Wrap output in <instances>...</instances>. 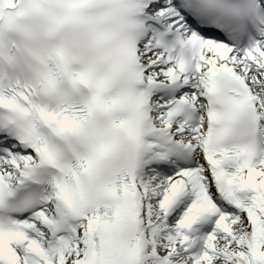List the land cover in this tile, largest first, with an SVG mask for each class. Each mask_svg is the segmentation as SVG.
Here are the masks:
<instances>
[{
    "label": "snow or ice",
    "instance_id": "obj_1",
    "mask_svg": "<svg viewBox=\"0 0 264 264\" xmlns=\"http://www.w3.org/2000/svg\"><path fill=\"white\" fill-rule=\"evenodd\" d=\"M0 264H264V0H0Z\"/></svg>",
    "mask_w": 264,
    "mask_h": 264
}]
</instances>
